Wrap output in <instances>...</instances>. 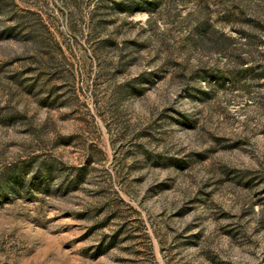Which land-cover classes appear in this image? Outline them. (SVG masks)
<instances>
[{
  "label": "rangeland",
  "instance_id": "rangeland-1",
  "mask_svg": "<svg viewBox=\"0 0 264 264\" xmlns=\"http://www.w3.org/2000/svg\"><path fill=\"white\" fill-rule=\"evenodd\" d=\"M263 65L264 0H0V264H264Z\"/></svg>",
  "mask_w": 264,
  "mask_h": 264
},
{
  "label": "trees",
  "instance_id": "trees-1",
  "mask_svg": "<svg viewBox=\"0 0 264 264\" xmlns=\"http://www.w3.org/2000/svg\"><path fill=\"white\" fill-rule=\"evenodd\" d=\"M245 69H249L250 71H252V68L251 67H247ZM250 74H253V73H250ZM256 75H258L260 78H263L264 79V65L263 66H260L259 67V71L257 73H255ZM220 76L221 75H218L217 78L220 79Z\"/></svg>",
  "mask_w": 264,
  "mask_h": 264
}]
</instances>
